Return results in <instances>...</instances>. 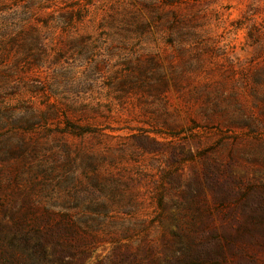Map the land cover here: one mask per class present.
<instances>
[{
  "label": "rangeland",
  "instance_id": "rangeland-1",
  "mask_svg": "<svg viewBox=\"0 0 264 264\" xmlns=\"http://www.w3.org/2000/svg\"><path fill=\"white\" fill-rule=\"evenodd\" d=\"M7 241L22 264H264V0H0Z\"/></svg>",
  "mask_w": 264,
  "mask_h": 264
},
{
  "label": "trees",
  "instance_id": "trees-1",
  "mask_svg": "<svg viewBox=\"0 0 264 264\" xmlns=\"http://www.w3.org/2000/svg\"><path fill=\"white\" fill-rule=\"evenodd\" d=\"M18 243H21L23 247H28L32 249H37L38 246V255L40 259H45L46 257V250L44 245H38V246H31L30 239L28 238H22L17 241ZM14 247L13 241H7L0 243V264H22L20 258L17 254L14 253H7L6 250L8 248ZM57 257H61L60 254Z\"/></svg>",
  "mask_w": 264,
  "mask_h": 264
}]
</instances>
